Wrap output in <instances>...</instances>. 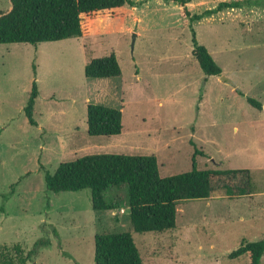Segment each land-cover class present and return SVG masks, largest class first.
<instances>
[{"label":"rangeland","instance_id":"374dc122","mask_svg":"<svg viewBox=\"0 0 264 264\" xmlns=\"http://www.w3.org/2000/svg\"><path fill=\"white\" fill-rule=\"evenodd\" d=\"M130 1L122 16L91 19L84 37L0 44V252L15 244L28 251L46 238L52 245L29 264H96L97 235L130 232L145 264H251L249 254L229 256L264 239V5L218 11L234 0H193V15L214 12L192 28L175 3ZM11 10L12 0H0V13ZM194 30L221 76L202 70ZM112 53L121 77L88 79L90 60ZM35 81L38 126L25 112ZM91 103L122 109L123 133L91 136ZM93 154L155 155L162 177L195 166L246 168L257 191L185 201L177 228L138 233L129 208L97 212L91 189L48 190V172ZM115 195L122 199L125 190Z\"/></svg>","mask_w":264,"mask_h":264},{"label":"trees","instance_id":"16d2710c","mask_svg":"<svg viewBox=\"0 0 264 264\" xmlns=\"http://www.w3.org/2000/svg\"><path fill=\"white\" fill-rule=\"evenodd\" d=\"M181 8V14L192 23L204 15H193L189 4L193 0H167ZM262 0H234L222 2L218 11L225 8H241L245 4ZM130 0H12V10L0 13V44L56 42L69 38L84 37L90 32L89 21L106 16L119 17ZM194 55L202 70L209 76H221L223 68L209 49L200 44L194 30ZM86 77L114 79L122 75V67L115 53L90 60L85 68ZM241 95H244L241 92ZM39 87L33 90L25 108L31 125L35 119ZM248 102L262 109L263 104L248 97ZM122 109L105 104L91 103L88 107V126L91 136H117L123 133ZM49 191L79 192L92 190L93 207L97 212L130 209V219L135 232L164 233L177 228L179 206L190 200H208L215 197L241 199L253 196L257 191L250 169H206L196 166L192 171L162 177L155 155L93 154L62 163L54 174H46ZM13 185L12 194L15 193ZM125 190L120 198L115 192ZM57 235V230L54 231ZM49 239L38 240L33 249L26 250L21 244L5 245L0 252V264H29L41 249L51 246ZM251 255V264H263L264 239L243 242L230 254L231 259ZM96 264H145L139 247L130 232L101 234L96 236Z\"/></svg>","mask_w":264,"mask_h":264},{"label":"water","instance_id":"95a60500","mask_svg":"<svg viewBox=\"0 0 264 264\" xmlns=\"http://www.w3.org/2000/svg\"><path fill=\"white\" fill-rule=\"evenodd\" d=\"M223 80H224V81H228V79H227L226 77H223Z\"/></svg>","mask_w":264,"mask_h":264},{"label":"crops","instance_id":"0c3cea01","mask_svg":"<svg viewBox=\"0 0 264 264\" xmlns=\"http://www.w3.org/2000/svg\"><path fill=\"white\" fill-rule=\"evenodd\" d=\"M250 255V254H249ZM250 263H251V255H250Z\"/></svg>","mask_w":264,"mask_h":264}]
</instances>
